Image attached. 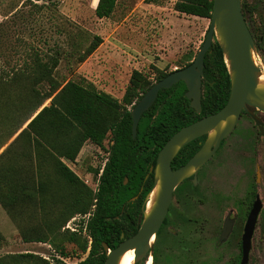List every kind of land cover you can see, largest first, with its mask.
Listing matches in <instances>:
<instances>
[{
  "label": "trees",
  "instance_id": "obj_1",
  "mask_svg": "<svg viewBox=\"0 0 264 264\" xmlns=\"http://www.w3.org/2000/svg\"><path fill=\"white\" fill-rule=\"evenodd\" d=\"M246 1L241 0V8L247 22L254 8ZM116 3L98 0L95 16L108 19ZM174 10L210 20L212 0H177ZM252 35L256 52L264 56V38ZM101 43L102 39L94 36L83 51L71 45L68 55L82 63ZM60 47L54 46L46 54L32 48L22 70H14L5 83L0 79V150L5 148L0 153V206L16 225L39 217V225L28 226L20 235L23 243L42 244L48 242L47 233L54 234L72 216L86 215L93 206L85 228L91 240L89 247L87 240L81 242L76 234H69L67 240L77 243L84 253L89 248L87 257L76 264H105L103 245L110 250L116 248L141 225L144 200L153 184L149 166L154 165L157 152L176 131L225 105L230 92L229 75L221 49L214 43L204 59L201 114L190 107L185 98L186 86L179 82L159 91L154 104L142 115L133 138L127 105L137 102L153 84L134 71L120 103L91 85L59 81L55 72L63 55ZM168 74L159 73L156 82ZM6 86L9 89L4 90ZM47 101L49 105L44 106ZM106 137L111 141L108 149L103 145ZM86 142L108 153L95 194L62 162H74ZM188 146L175 161L184 156ZM90 170L95 175L99 172V168ZM56 202L63 208L51 218L49 208ZM3 243L0 234V250ZM59 255L66 257L67 253L61 250ZM0 264L48 262L30 253H10L0 256Z\"/></svg>",
  "mask_w": 264,
  "mask_h": 264
},
{
  "label": "rangeland",
  "instance_id": "obj_2",
  "mask_svg": "<svg viewBox=\"0 0 264 264\" xmlns=\"http://www.w3.org/2000/svg\"><path fill=\"white\" fill-rule=\"evenodd\" d=\"M97 2L0 0V79L3 83L9 80L14 70L24 68L32 48L46 54L52 47L61 46L63 55L55 72L59 81L72 80L84 86L91 85L97 92L122 103L134 71L154 84L159 73H171L175 68L179 70L188 62H193L210 24L209 19L177 13L174 10L177 0H117L108 19L95 16ZM246 2L254 8V13L247 15L249 27L254 35L264 38V0ZM94 36H99L102 43L84 62L77 63L68 55L71 45L83 51ZM255 62L264 72L262 53L255 55ZM49 103L47 101L44 106ZM135 103L127 105V108L131 111ZM259 137L251 120L243 117L237 129L227 138L220 155L209 165L208 204L204 208L195 207L190 214L195 224L185 230L176 229L171 249L163 242L158 245V261L154 260L152 264H229L226 260L233 257L235 252L225 256L224 247L217 241L218 234L226 208L231 206V202L243 198L244 188L255 183V162L260 166L259 194L263 209L255 232L252 264H264V139L258 140ZM110 142L109 137H106L104 147H108ZM107 157V150L86 142L74 162L65 159L62 162L95 194L99 176L90 169L100 168ZM219 165L223 167L219 169ZM232 168H236V174L232 175ZM222 184L226 187L223 188ZM224 196L230 200L226 206L221 199ZM62 208L63 205L58 202L51 204V218L57 217ZM0 210L3 212L0 214V228L3 229L0 234L3 237L4 234H15V237H10L14 245L1 249L0 256L30 253L46 260L48 264H65L60 258L69 264H76L87 257L89 248L84 253L77 243L69 242L67 238L71 233L76 234L81 242L87 240L89 247L90 240L85 228L93 206L86 215L72 216L54 234L47 233L46 244L23 243L21 240L20 234L25 228L40 224L39 217H31L33 220L28 224L16 225L12 224L1 207ZM61 250L67 253L66 257L59 255ZM164 252L169 254L171 261L164 258ZM144 259L135 264H144Z\"/></svg>",
  "mask_w": 264,
  "mask_h": 264
},
{
  "label": "water",
  "instance_id": "obj_3",
  "mask_svg": "<svg viewBox=\"0 0 264 264\" xmlns=\"http://www.w3.org/2000/svg\"><path fill=\"white\" fill-rule=\"evenodd\" d=\"M214 43L221 49L229 75L228 99L218 112L181 128L160 149L154 167L150 168L154 180L144 200L141 225L132 237L122 241L116 248L110 250L103 245L106 252L105 264H118L121 257L131 250L134 251V264L150 254L175 188L214 155L221 141L235 129L242 110L248 111L250 108L264 113V86L258 84V77L262 71L256 66L255 42L243 16L241 0H212L209 28L193 62L154 83L132 107L130 115L133 138L136 137L142 115L154 104L159 91L170 89L179 82L186 86L185 98L190 102V107L197 115L201 114L204 59ZM253 118L259 125V120ZM202 136H206L202 148L184 166L173 171L171 162L178 152ZM154 189H156L154 202L150 210H147V202ZM261 206L257 199L245 226L242 238V264L247 261L250 237ZM227 233L226 222L220 241Z\"/></svg>",
  "mask_w": 264,
  "mask_h": 264
},
{
  "label": "flooded vegetation",
  "instance_id": "obj_4",
  "mask_svg": "<svg viewBox=\"0 0 264 264\" xmlns=\"http://www.w3.org/2000/svg\"><path fill=\"white\" fill-rule=\"evenodd\" d=\"M247 26H248V23H247ZM248 28L252 34V31H251L249 26H248ZM252 37H253V35H252ZM253 39L255 42V38H253ZM243 117H247L254 124V127L257 130V134L260 136L258 138V140L264 139V113L257 111L255 109L248 108V111L242 110L239 121ZM253 117H255L256 119L259 120V122H260L259 125L256 123V121L254 120ZM239 121H238V123H239ZM237 127H238V124L236 125L233 132L237 129ZM227 138L221 141L218 149L215 151L214 155L208 161H206L204 164H202L190 177L183 180L175 188L173 195H172L171 203L169 205V208H168V211L166 214V217H165V219H164V221H163V223H162V225L158 231L157 235H159V236H156V239L154 242V251H152L150 254H148L145 257V259L143 261L144 264H148L150 258H151V264H152V261H154V260L156 262L158 261V257H159L158 245L161 242H163L164 245L168 249L169 248L171 249V247H172L171 243L176 236V229L185 230L188 227L192 226V224L196 223L192 218H190V214L194 211L195 207L204 208L209 202V188H208V179H209V173H210V166L209 165L215 157L220 155L221 151L223 150V148L225 146ZM205 141H206V136H202L198 139H195L194 141L187 144L186 146H184L181 150L185 149V147L190 145V146H188V148H186V152H185L184 156H182L179 160L175 161V158L181 150L174 157V159L171 162V169L174 171V170L179 169L182 166H184L195 155V153H197L202 148ZM160 149H159V151H160ZM158 152H157V154H158ZM157 154H156V157H157ZM155 161H156V158H155ZM154 165H155V163H154ZM154 165L149 166V173L152 174L153 180H154V175H153V172H150V168L154 167ZM222 167H223L222 165H219V169H221ZM254 168H255V174H254L255 183L250 184L249 186L246 187V189L244 187H242V188H244V197L238 201L231 202V206L226 208L225 217L223 219V222L221 224V228H220V231L218 234L217 241L221 246L224 247L225 256L231 255V254H233V252H235V255L233 257H230L228 260H226V263H229V264H242V262H243V241H242V238H243V235L245 233V226L247 224L249 215L253 209V205L256 202V200L258 199L261 202L262 206H261V209H260L258 216L256 218L254 228L252 230V234L250 237L249 250L247 253V261L245 264H252V262L254 261L253 260L254 259V252H255L254 251V244H253L254 243V237H255V232H256L259 216H260V213L263 209V202H262V200L260 198V194H259L260 176H261L260 173L261 172H260V166L258 165L257 162H255ZM224 169L225 168H223L222 171ZM232 171H233L232 175L236 174V168H232ZM224 173H226V171ZM148 177H149V175L146 176V178H148ZM222 182H223V179H222ZM222 187L225 188L226 186L223 185ZM221 199H223L222 202H223V204H225V206L230 201V200H228L229 198L227 196H224ZM226 222H227L228 233H227L226 237H224L220 241V238H221V235H222V232L224 229V224ZM205 225H206V218L203 219V226L205 227ZM195 228H196V225L194 226L193 229H195ZM152 250H153V248H152ZM160 253H162V251ZM164 253H165L164 258L167 261H171V259H170L171 257L169 256V254H167L166 252H164ZM148 256H150V257L148 258Z\"/></svg>",
  "mask_w": 264,
  "mask_h": 264
},
{
  "label": "bare ground",
  "instance_id": "obj_5",
  "mask_svg": "<svg viewBox=\"0 0 264 264\" xmlns=\"http://www.w3.org/2000/svg\"><path fill=\"white\" fill-rule=\"evenodd\" d=\"M258 84L259 86H264V72H262L259 77H258ZM156 195V189L153 190V192L150 195V199L147 202V210H150L153 202H154V198ZM153 242V241H152ZM134 263V251H128L126 252L120 259L118 264H133ZM148 264H151V258L148 262Z\"/></svg>",
  "mask_w": 264,
  "mask_h": 264
},
{
  "label": "crops",
  "instance_id": "obj_6",
  "mask_svg": "<svg viewBox=\"0 0 264 264\" xmlns=\"http://www.w3.org/2000/svg\"><path fill=\"white\" fill-rule=\"evenodd\" d=\"M1 207V206H0ZM1 209H3L2 207H1ZM3 211L5 212V210L3 209ZM1 213H3V212H1V210H0V214ZM5 214L7 215V217L9 218V220L12 222V224L14 223L12 220H11V218L8 216V214L5 212ZM3 215V214H2ZM3 221H4V216H3ZM4 225H6V224H3V226ZM0 230H3L2 228H0ZM15 234H11V236H8V235H5L4 234V239H5V241H4V243H3V245H2V248L1 249H5V248H11L14 244H12V242H11V240H10V237H15L14 236ZM17 245H19V244H17ZM8 254V253H7Z\"/></svg>",
  "mask_w": 264,
  "mask_h": 264
},
{
  "label": "built area",
  "instance_id": "obj_7",
  "mask_svg": "<svg viewBox=\"0 0 264 264\" xmlns=\"http://www.w3.org/2000/svg\"><path fill=\"white\" fill-rule=\"evenodd\" d=\"M177 68H175L174 70H176ZM107 149H108V147H106ZM106 161H107V159H106ZM106 161H105V163H106ZM105 163L99 168V172H100V174H99V172H98V176L100 177V175L102 174V171H103V168H104V166H105ZM97 185H96V190L95 191H97L98 190V185H99V179H98V181H97ZM72 231H75V230H72ZM89 240H90V238H89ZM90 243H91V240H90ZM61 259V261L63 262V263H65V264H69L66 260H64V259H62V258H60Z\"/></svg>",
  "mask_w": 264,
  "mask_h": 264
}]
</instances>
